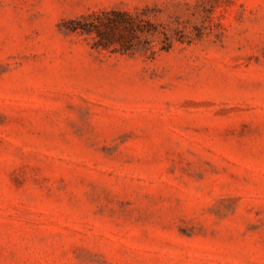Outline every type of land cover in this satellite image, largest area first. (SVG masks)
Masks as SVG:
<instances>
[{
  "label": "rangeland",
  "instance_id": "1",
  "mask_svg": "<svg viewBox=\"0 0 264 264\" xmlns=\"http://www.w3.org/2000/svg\"><path fill=\"white\" fill-rule=\"evenodd\" d=\"M0 264H264V0H0Z\"/></svg>",
  "mask_w": 264,
  "mask_h": 264
},
{
  "label": "trees",
  "instance_id": "2",
  "mask_svg": "<svg viewBox=\"0 0 264 264\" xmlns=\"http://www.w3.org/2000/svg\"><path fill=\"white\" fill-rule=\"evenodd\" d=\"M64 27L67 32L91 37L92 47L95 49L121 54L140 50L155 54L149 37L159 34L163 36L159 51L167 52L172 46L168 36L164 32H159V26L151 22L145 13L132 15L115 9L101 11L68 20Z\"/></svg>",
  "mask_w": 264,
  "mask_h": 264
}]
</instances>
